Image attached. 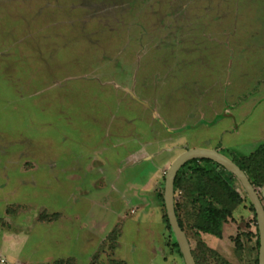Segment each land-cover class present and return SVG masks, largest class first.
Segmentation results:
<instances>
[{
    "label": "rangeland",
    "instance_id": "rangeland-1",
    "mask_svg": "<svg viewBox=\"0 0 264 264\" xmlns=\"http://www.w3.org/2000/svg\"><path fill=\"white\" fill-rule=\"evenodd\" d=\"M263 143L264 0H0L3 263L180 264L161 259L176 154L232 161ZM141 186H155L162 224L140 218ZM244 224L241 264H256V219Z\"/></svg>",
    "mask_w": 264,
    "mask_h": 264
},
{
    "label": "trees",
    "instance_id": "trees-1",
    "mask_svg": "<svg viewBox=\"0 0 264 264\" xmlns=\"http://www.w3.org/2000/svg\"><path fill=\"white\" fill-rule=\"evenodd\" d=\"M232 162L236 164L237 167L246 175L249 183L253 185V187H262L264 184V143L248 156L238 157L235 154H232ZM214 166L220 167L223 171H225L221 166L210 160L193 159L188 161L178 170L174 179V194L182 182V176L186 175L188 182L194 185L190 187V192L195 194L198 208L197 214L195 215L191 224L190 231L192 232V236H194L193 238H196L197 243L195 251H191V256L193 257L195 264L201 263V256H203V254L206 252L215 254L217 264H230L225 259L221 258L216 252L206 248L205 245L201 243L199 239H197V236L199 233H205L218 239L221 238L222 224L227 223L228 219H231L233 210L244 202V198L249 203L250 212L254 213L252 205L248 200L244 190L242 189L244 192V197H241L239 192L221 177L219 172L215 170ZM193 180H195V182ZM211 184H218L221 186H211ZM214 187H220L222 189L225 195L224 200L215 195L216 192ZM163 216L165 219V225L169 230V236L173 238L172 246L175 248L177 255L181 258L178 245L173 237V233L167 221L166 214ZM253 218L255 222V215ZM176 219L180 228H182L178 218ZM114 230L116 229L111 231V235H113ZM230 240L233 243L235 252L242 250L238 235L230 238ZM255 244L258 250V236L255 240Z\"/></svg>",
    "mask_w": 264,
    "mask_h": 264
},
{
    "label": "crops",
    "instance_id": "crops-1",
    "mask_svg": "<svg viewBox=\"0 0 264 264\" xmlns=\"http://www.w3.org/2000/svg\"><path fill=\"white\" fill-rule=\"evenodd\" d=\"M212 150H215V149H212ZM181 153H177L176 156L174 157V159L178 155H180ZM181 179H182V182L180 183L179 188L177 189L176 193L174 194L173 205H174L175 216H176V218H178L179 223L182 226L181 229L184 232V234L187 238V241L189 243L193 236L192 237L189 236V233L186 231L185 227H186V224L193 221L195 215L197 214L198 203L196 202L195 194H192L190 192V189H191L190 187L194 186V185H192L191 183L188 182L186 175L182 176ZM193 181L195 182V180H193ZM153 187H155V186H141L139 189H135V191H137V193H138V196H139L138 198L142 203L139 206L137 205L136 209H140V210L145 211L144 214L142 216H140L141 219L146 218L148 216H152V214L155 213L156 218L158 220H160L161 224H162L163 220H162V216L160 214V205L161 204L158 201V199L156 198V192H155V189H153ZM112 188H114V186H110L109 189H112ZM262 190L264 191V184L262 185ZM94 202L97 204L96 207L97 206L102 207V206H105L108 203H110V202L105 203V200H102L99 198L95 199ZM240 207H244V206H240ZM235 210L236 209H234L232 212L231 219H228L227 223L222 224L221 238L218 239V238H216L212 235H209V234L199 233L197 236V239H199V241L201 243H203L206 248L216 252L221 258L225 259L228 263H230V264H241L242 262H244L243 260L247 258L246 254L248 256V252L245 253V251L242 249L241 251L236 253L235 250H233L231 248V246L229 245L230 252H229V250L223 249V255H222L221 254L222 252L218 249V247H221L222 243H223V246L225 245L224 244L225 240L231 241L230 238L235 237L236 235H239V233H241L242 235L245 234L244 229H247V231H249V229L254 228V227H251L248 229L247 224H244L245 221L253 219L251 216L252 213L248 209H246L247 214L245 216H241V217L240 216L239 217L234 216L233 213ZM236 219L237 220L240 219V220L237 221ZM241 221H243V222H241ZM244 226H245V228L243 229ZM115 228L120 229V226L114 225L111 228V231ZM225 230H227V233H225ZM111 231L109 233H111ZM161 232H162L161 235L164 238L166 236H167V238L169 237L168 231L165 229V227H163V224L161 227ZM254 239L256 240V238H254ZM251 243L252 242H249L248 245H251ZM168 245L169 246H167L166 240H165L163 242V253H162L161 259L165 262L168 258H170V259L175 260L176 262L179 261L180 264H184L182 258H180L177 255L175 248L172 246V242H170ZM189 246H190L191 251H194L195 247L192 249L191 243H189ZM244 247L245 246L243 245V248ZM252 247H254V244ZM251 250H252V248H251ZM251 250H249V252ZM193 261H194V259H193ZM201 263H202V260H201ZM194 264H195V262H194Z\"/></svg>",
    "mask_w": 264,
    "mask_h": 264
},
{
    "label": "water",
    "instance_id": "water-1",
    "mask_svg": "<svg viewBox=\"0 0 264 264\" xmlns=\"http://www.w3.org/2000/svg\"><path fill=\"white\" fill-rule=\"evenodd\" d=\"M193 159L210 160L229 172L239 182L248 200L250 201L255 214L256 226L258 230L257 264H264V209L257 196V193L249 183L246 175L237 167L236 164L217 151L206 149H190L182 152L170 164L164 178L163 205L165 214L175 241L178 245L183 263L194 264V261L191 256V249L187 238L180 228L175 216L173 205V186L178 170L188 161ZM0 264L5 263L0 261Z\"/></svg>",
    "mask_w": 264,
    "mask_h": 264
},
{
    "label": "bare ground",
    "instance_id": "bare-ground-1",
    "mask_svg": "<svg viewBox=\"0 0 264 264\" xmlns=\"http://www.w3.org/2000/svg\"><path fill=\"white\" fill-rule=\"evenodd\" d=\"M173 162V161H172Z\"/></svg>",
    "mask_w": 264,
    "mask_h": 264
}]
</instances>
